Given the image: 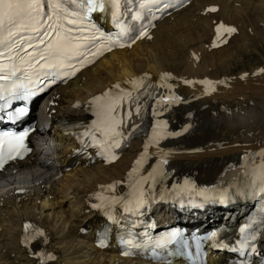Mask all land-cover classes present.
Returning a JSON list of instances; mask_svg holds the SVG:
<instances>
[{
    "label": "bare ground",
    "instance_id": "bare-ground-1",
    "mask_svg": "<svg viewBox=\"0 0 264 264\" xmlns=\"http://www.w3.org/2000/svg\"><path fill=\"white\" fill-rule=\"evenodd\" d=\"M261 33L264 0H197L132 48L106 55L52 89L37 111L42 145L0 173V264H151L95 246L93 232L106 216L94 206L102 193L113 186L125 191L150 175L158 218L168 215L162 207L168 199L161 197L186 184L209 186L233 202L185 219L202 222L209 214L224 220L232 208L243 216L251 194L237 193L264 165V68L259 75V67L244 70L235 80L219 73L248 50L251 35ZM216 54L221 57L213 59ZM137 77L175 100L156 104L163 136L152 146L148 135L140 136L114 162L103 160L96 147L80 148L76 132L90 121L93 99ZM73 157L77 164L65 170Z\"/></svg>",
    "mask_w": 264,
    "mask_h": 264
},
{
    "label": "snow or ice",
    "instance_id": "snow-or-ice-1",
    "mask_svg": "<svg viewBox=\"0 0 264 264\" xmlns=\"http://www.w3.org/2000/svg\"><path fill=\"white\" fill-rule=\"evenodd\" d=\"M148 4L158 5L157 10L160 11L175 7L166 0H148ZM106 12H110L113 23L120 29L118 36L127 37L129 29L121 23V0H0V81L6 82L0 83V101L8 103L11 99H27L35 94L34 85L74 75L78 70L75 66L77 62L83 63L90 53L95 56L104 47L102 42L99 48L96 47L98 36L106 39L110 45L116 44L118 41L105 37L91 23L94 13ZM140 18L139 14L135 17L137 20ZM89 28L94 31L89 33ZM219 31L220 28L217 29ZM227 31L234 32L235 29L228 28ZM142 79L133 82L138 85V91L146 87ZM115 88L120 91L113 94L109 90L103 96L93 99L91 103L95 106L97 119L92 130L84 133L91 138L93 146L100 149V155L105 156L106 160L105 153L121 147V140L127 135L123 131V127H127L125 121L140 112L138 95L133 96L131 91L121 89L120 85H115ZM167 99L170 98L160 97L161 101ZM25 111L21 108L17 115H23ZM17 139L23 140V136ZM159 139V136H154V140ZM14 151L16 148L10 144L9 159L13 158ZM2 153L3 145L0 144V155ZM260 155L264 156V152ZM3 163L0 158V167ZM140 163L138 160L137 165ZM149 181L156 182L153 175L143 178V183ZM261 184L264 185V165L261 167ZM144 203L143 190L140 189L137 198L128 202L129 205L134 204L135 208L126 205L125 210L132 212ZM28 227L26 225V230ZM177 235L173 233L174 237Z\"/></svg>",
    "mask_w": 264,
    "mask_h": 264
},
{
    "label": "rangeland",
    "instance_id": "rangeland-1",
    "mask_svg": "<svg viewBox=\"0 0 264 264\" xmlns=\"http://www.w3.org/2000/svg\"><path fill=\"white\" fill-rule=\"evenodd\" d=\"M239 7H240V5H239ZM253 31L255 33L256 29L254 28ZM263 34L264 33L251 35L250 40L251 39H253V40H251L249 42L248 50L242 54L241 58L233 61V65L231 64L232 66H230V68L228 70L229 72L221 70L222 72L219 73L220 76L225 74L224 72H226L227 74L231 73V76L235 80V79H237V76H239L242 73V71H244V70H247V72L249 74L250 72L252 73V70L259 67L256 70L262 71V69L264 68V42L262 41L260 36H262ZM238 55H240V52L238 53ZM219 57H221V55L216 54L215 56H213V59H215V58L219 59ZM261 71H259V72H261ZM252 82H253V80H252ZM36 108H38V107H36ZM259 118L264 122V117L260 116ZM263 122L261 123V125L263 124L262 127L264 128Z\"/></svg>",
    "mask_w": 264,
    "mask_h": 264
}]
</instances>
